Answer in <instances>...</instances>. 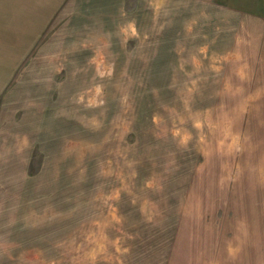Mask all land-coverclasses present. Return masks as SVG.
Masks as SVG:
<instances>
[{
  "label": "rangeland",
  "instance_id": "rangeland-1",
  "mask_svg": "<svg viewBox=\"0 0 264 264\" xmlns=\"http://www.w3.org/2000/svg\"><path fill=\"white\" fill-rule=\"evenodd\" d=\"M0 264H264V0H0Z\"/></svg>",
  "mask_w": 264,
  "mask_h": 264
}]
</instances>
